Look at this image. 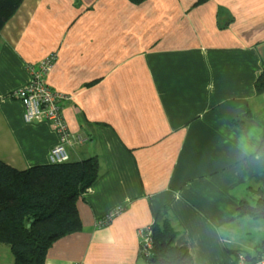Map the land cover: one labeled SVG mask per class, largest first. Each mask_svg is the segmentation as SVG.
<instances>
[{
  "label": "crops",
  "instance_id": "crops-1",
  "mask_svg": "<svg viewBox=\"0 0 264 264\" xmlns=\"http://www.w3.org/2000/svg\"><path fill=\"white\" fill-rule=\"evenodd\" d=\"M49 54L68 159L96 157L98 177L45 264H147L141 232L163 219L193 264L254 252L264 225L235 211L264 194V163L237 142L264 149V0H23L0 30V159L19 169L57 142L10 95Z\"/></svg>",
  "mask_w": 264,
  "mask_h": 264
},
{
  "label": "trees",
  "instance_id": "trees-1",
  "mask_svg": "<svg viewBox=\"0 0 264 264\" xmlns=\"http://www.w3.org/2000/svg\"><path fill=\"white\" fill-rule=\"evenodd\" d=\"M22 1L0 0V30ZM128 1L140 4L146 0ZM254 88L256 93L264 92V66ZM97 177L96 157L24 169L0 159V243L9 246L12 264H45L54 241L81 231L77 201ZM235 214L264 223V194L252 203L240 200ZM149 231L151 247L147 254L139 251L147 264H193L187 249L175 244L176 230L167 219L155 220ZM241 256L247 263L264 259V235L252 254Z\"/></svg>",
  "mask_w": 264,
  "mask_h": 264
},
{
  "label": "built area",
  "instance_id": "built-area-1",
  "mask_svg": "<svg viewBox=\"0 0 264 264\" xmlns=\"http://www.w3.org/2000/svg\"><path fill=\"white\" fill-rule=\"evenodd\" d=\"M54 57L55 54H49L36 66L28 67V80L10 94L22 104L25 122L46 121L56 132L57 142L48 153V162L51 163L68 160L67 147L72 139L71 131L62 114V102L69 96L53 90L45 80L46 74L52 67ZM141 233L143 236L141 250L147 254L151 247L150 231L146 229ZM238 262V264H264V259L247 263L244 258H239Z\"/></svg>",
  "mask_w": 264,
  "mask_h": 264
},
{
  "label": "clouds",
  "instance_id": "clouds-1",
  "mask_svg": "<svg viewBox=\"0 0 264 264\" xmlns=\"http://www.w3.org/2000/svg\"><path fill=\"white\" fill-rule=\"evenodd\" d=\"M237 149L242 160L252 163H264V149L259 147L249 133H244L239 137ZM218 231L222 233L224 230L220 229Z\"/></svg>",
  "mask_w": 264,
  "mask_h": 264
},
{
  "label": "rangeland",
  "instance_id": "rangeland-1",
  "mask_svg": "<svg viewBox=\"0 0 264 264\" xmlns=\"http://www.w3.org/2000/svg\"><path fill=\"white\" fill-rule=\"evenodd\" d=\"M67 152H68V147H67ZM260 224L264 225L263 222H260ZM260 231L262 232L261 229H260ZM263 235H264V233L261 234L262 238H263ZM250 237L252 238V235H249L248 238H250ZM244 238H245V236H244ZM262 238H260L259 242H261ZM238 263L239 262L236 261L234 264H238ZM0 264H12V255H11L9 246L7 244H5V243H0Z\"/></svg>",
  "mask_w": 264,
  "mask_h": 264
}]
</instances>
